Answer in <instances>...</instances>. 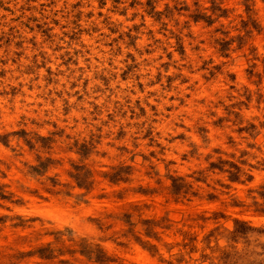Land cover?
<instances>
[{"label": "rangeland", "instance_id": "rangeland-1", "mask_svg": "<svg viewBox=\"0 0 264 264\" xmlns=\"http://www.w3.org/2000/svg\"><path fill=\"white\" fill-rule=\"evenodd\" d=\"M247 9L0 0V264H264Z\"/></svg>", "mask_w": 264, "mask_h": 264}, {"label": "clouds", "instance_id": "clouds-1", "mask_svg": "<svg viewBox=\"0 0 264 264\" xmlns=\"http://www.w3.org/2000/svg\"><path fill=\"white\" fill-rule=\"evenodd\" d=\"M247 4V15L252 23L257 26H264V0H241Z\"/></svg>", "mask_w": 264, "mask_h": 264}]
</instances>
